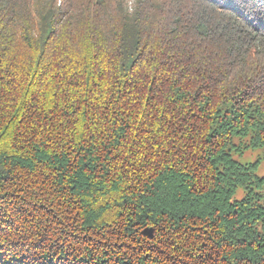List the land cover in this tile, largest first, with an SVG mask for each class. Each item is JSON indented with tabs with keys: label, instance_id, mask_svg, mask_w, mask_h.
<instances>
[{
	"label": "trees",
	"instance_id": "1",
	"mask_svg": "<svg viewBox=\"0 0 264 264\" xmlns=\"http://www.w3.org/2000/svg\"><path fill=\"white\" fill-rule=\"evenodd\" d=\"M243 146L264 0H0V264H264Z\"/></svg>",
	"mask_w": 264,
	"mask_h": 264
},
{
	"label": "rangeland",
	"instance_id": "2",
	"mask_svg": "<svg viewBox=\"0 0 264 264\" xmlns=\"http://www.w3.org/2000/svg\"><path fill=\"white\" fill-rule=\"evenodd\" d=\"M132 1V0H131ZM249 140L244 141V145H248ZM245 149V150H244ZM244 153L237 159L243 164H257V174L264 177V148H246L243 146ZM238 195H241L239 193Z\"/></svg>",
	"mask_w": 264,
	"mask_h": 264
}]
</instances>
